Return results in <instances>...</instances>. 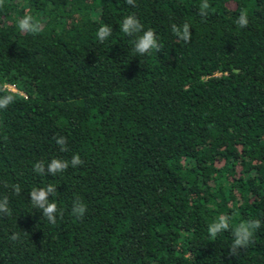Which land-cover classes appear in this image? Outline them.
Segmentation results:
<instances>
[{
    "label": "trees",
    "instance_id": "1",
    "mask_svg": "<svg viewBox=\"0 0 264 264\" xmlns=\"http://www.w3.org/2000/svg\"><path fill=\"white\" fill-rule=\"evenodd\" d=\"M0 264H264V0H0Z\"/></svg>",
    "mask_w": 264,
    "mask_h": 264
},
{
    "label": "built area",
    "instance_id": "2",
    "mask_svg": "<svg viewBox=\"0 0 264 264\" xmlns=\"http://www.w3.org/2000/svg\"><path fill=\"white\" fill-rule=\"evenodd\" d=\"M8 89L10 88V87H7ZM10 90V89H9ZM11 91H13L12 89H11Z\"/></svg>",
    "mask_w": 264,
    "mask_h": 264
},
{
    "label": "rangeland",
    "instance_id": "3",
    "mask_svg": "<svg viewBox=\"0 0 264 264\" xmlns=\"http://www.w3.org/2000/svg\"><path fill=\"white\" fill-rule=\"evenodd\" d=\"M11 90V88H9Z\"/></svg>",
    "mask_w": 264,
    "mask_h": 264
}]
</instances>
